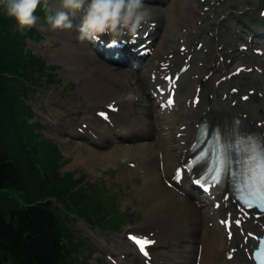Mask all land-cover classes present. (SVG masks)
Masks as SVG:
<instances>
[{
    "label": "trees",
    "instance_id": "trees-1",
    "mask_svg": "<svg viewBox=\"0 0 264 264\" xmlns=\"http://www.w3.org/2000/svg\"><path fill=\"white\" fill-rule=\"evenodd\" d=\"M9 41L0 36V258L6 255L8 264H81L79 257L73 258L82 246L78 236L42 202L55 198L92 223L100 221L99 208L75 189L71 175L59 173L62 157L55 147L29 139L22 110L6 96L3 72L13 58Z\"/></svg>",
    "mask_w": 264,
    "mask_h": 264
},
{
    "label": "bare ground",
    "instance_id": "bare-ground-1",
    "mask_svg": "<svg viewBox=\"0 0 264 264\" xmlns=\"http://www.w3.org/2000/svg\"><path fill=\"white\" fill-rule=\"evenodd\" d=\"M186 18V13L179 18L182 20L183 28L186 27L184 26L186 25L184 23ZM170 24H167L166 27H169L168 25ZM164 41L168 42L169 45L172 44V41L165 40V37ZM215 42L217 43V41L214 40L213 44ZM63 44L69 45L68 41H63ZM218 53L219 56L223 55L222 50L218 51ZM225 55L226 58H231L230 54L226 53ZM155 61H157V59H155ZM79 62H81L80 59L74 67V70L79 74V76L87 77L89 82L103 81V99H112L117 101L116 99H122L125 97V94H123L124 90L121 86L129 83L128 75L123 73L121 70L119 71L118 67L116 68V70H118L116 73L119 78H115L112 74L104 77L95 68H91L92 65L89 67L90 70H84L83 67L80 66ZM224 68L225 66L221 63L216 65V70L213 71V76L215 77H212L208 81L204 82H201L200 74L198 71H195L187 77L185 83L190 86L199 84V87L206 89L207 93L212 96L211 98L213 99L214 105L223 106L228 102L232 103L236 101V104L233 106H245L248 110L249 120H253L252 118L256 117L255 123L258 121H262L264 123V105L259 104L261 100L258 98V95L253 96V101H251V103L243 105L237 102L235 95H232V97L225 96L226 98L224 100L222 99L224 97L223 93L225 92L224 90L226 86L221 88L219 86H214V84L211 86L209 85L210 81H215L218 78L216 74ZM102 69L108 72L107 69H104V67H102ZM111 71H114V69ZM152 73H159L158 67H154L152 69ZM247 82V80L239 79L237 81V85L239 84L241 86ZM136 83L137 81L135 84ZM139 83L141 86L148 88V83L143 78L139 79ZM131 84L129 83L132 87L134 84ZM216 93L220 94L219 97L216 96ZM260 94L264 95L263 92ZM130 102L131 100L125 103V106L123 107L124 113L119 120L132 128H141L138 123L130 119V117H132V115H129V112L132 110L129 105ZM229 106L232 109V104H229ZM211 112V108L206 100L204 102V108L201 110L191 111L187 108L185 109L180 122L181 125L185 126V129L180 131L182 136L176 140V148L174 149L175 152L177 151L176 162H179L183 158L184 151L187 149L195 134V125L202 117L208 116ZM59 114L62 115L63 113ZM258 117H262V119ZM160 121L162 122L164 120L159 118V120L157 119L155 121L156 125L153 128L154 131L148 124H145V129H142L145 131L146 135L151 136L154 139L151 142H142L140 144H133L130 146L121 144L120 146L111 148L105 153L95 149L87 151L86 153L96 156L101 155L104 158L114 160L117 164L124 161L125 163H134V165L136 163V166L140 169H150L148 175L144 177V183L140 187V191L143 193L142 203L145 204L144 212L147 215V223L144 225L146 226V230L144 231H147V228L150 227V232L153 230L156 237L160 238V236H162L157 243L159 245L166 244V236L168 234L172 235L169 242L173 248L179 249L177 252V255L180 256L179 264H191L193 259L197 260L198 264H239L235 255L232 258L229 251V248L233 245L232 241L229 242L226 239V237H228L227 235L231 233L230 229L227 227L222 228L221 226H217V230L216 228H212V226L209 227L210 223L216 222L217 220H224L225 223H228V218L232 215V205L225 201L222 203L219 202L216 204L215 210L213 209V214L211 216L208 215V212L206 215H199V211H197L193 204L167 188L164 180L168 182L171 174L168 175L164 168L161 170L158 164L155 165V161H157V150H159V154H163L164 151L165 137L159 130L161 127L164 128V126ZM261 131L264 133V126L261 127ZM61 132H65V130H62ZM70 132L71 131H69V133ZM96 135L97 134L94 132V135L91 137L93 143L95 144L96 141H94V138ZM87 140V142L90 143L89 140L91 139ZM134 141H137V139ZM67 150H72V148H67ZM86 157V154H78L75 160L82 161L86 159ZM146 202H148V205ZM247 228L251 227L248 226ZM250 241L251 237L247 239L245 246H249L251 243ZM160 247L155 248L156 256L160 257V259L171 260L172 254H163L161 256L159 253ZM127 251H131V249Z\"/></svg>",
    "mask_w": 264,
    "mask_h": 264
},
{
    "label": "clouds",
    "instance_id": "clouds-1",
    "mask_svg": "<svg viewBox=\"0 0 264 264\" xmlns=\"http://www.w3.org/2000/svg\"><path fill=\"white\" fill-rule=\"evenodd\" d=\"M40 4L41 0H0L5 15L21 31L35 26ZM77 13L82 14L76 26L77 41L95 43L108 36L110 46L123 36L135 39L151 19L143 0H61L60 9L49 12L45 22L50 30H69L73 28L72 16Z\"/></svg>",
    "mask_w": 264,
    "mask_h": 264
},
{
    "label": "snow or ice",
    "instance_id": "snow-or-ice-1",
    "mask_svg": "<svg viewBox=\"0 0 264 264\" xmlns=\"http://www.w3.org/2000/svg\"><path fill=\"white\" fill-rule=\"evenodd\" d=\"M168 103L171 104L172 101L169 99ZM206 134L207 128L205 126L201 135ZM208 143L212 144V148L205 153L212 158V166L207 168L209 178L216 182L221 173L227 174L231 166L235 165L236 170L232 174L238 198L245 206L252 207L255 205L264 211V138L241 134L233 130L222 141L217 130L212 134ZM179 175L178 172L177 176ZM129 239L135 243L141 252L147 255L145 248L151 241L131 235ZM259 247L264 250V240L259 241Z\"/></svg>",
    "mask_w": 264,
    "mask_h": 264
},
{
    "label": "rangeland",
    "instance_id": "rangeland-1",
    "mask_svg": "<svg viewBox=\"0 0 264 264\" xmlns=\"http://www.w3.org/2000/svg\"><path fill=\"white\" fill-rule=\"evenodd\" d=\"M226 3L220 2V4H224L226 9H229L232 11L233 10H243L242 7H244L243 3H247L245 0H224ZM223 9V7H220ZM174 14L178 15V11L174 10ZM181 29L179 26L174 29V31H179ZM176 35H173V38H175ZM38 91L40 92V96L38 97L40 99L39 104L41 107L44 109H50L52 105H48L47 99L45 98L46 93L52 92L53 91V96L59 97L62 95V88L59 86V84H54L52 86L49 85H42L41 87L38 88ZM35 102V101H34ZM41 112V111H40ZM42 113V112H41ZM45 136L53 139L57 145L61 148V151L64 155V158L66 160L65 166L63 167V170L65 171H70L76 173V176L78 175H84L85 176V184L86 185H92L94 186L95 191L98 190L99 188L102 189L104 193L105 198H111V195L116 191L117 184L120 182V177L119 173H113V168L105 166L106 163L99 162L97 160L93 159H87L86 162L78 161L77 163L74 164V156L72 155H65L64 150H65V144L62 142H57V140L52 137L51 133H47L45 131ZM77 148V147H76ZM62 170V169H61ZM131 181V180H130ZM141 183V178H137L131 182H129L130 186L134 185L135 187H138ZM129 187V186H127ZM133 192H136L134 190ZM113 197V196H112ZM113 202H115L113 198ZM134 222L132 225V221ZM128 223V227L132 226H138L144 222H141L138 217H132L131 219L126 220ZM108 224L110 226V223L108 221ZM82 226L88 228L89 232H92L93 235L98 236V234H103V232H100L96 228H89L88 226L82 224ZM105 233V232H104ZM96 256L93 257V259L88 261V264H95V258Z\"/></svg>",
    "mask_w": 264,
    "mask_h": 264
}]
</instances>
